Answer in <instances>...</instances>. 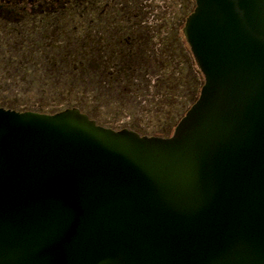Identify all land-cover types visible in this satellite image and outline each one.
I'll return each mask as SVG.
<instances>
[{"label": "water", "instance_id": "1", "mask_svg": "<svg viewBox=\"0 0 264 264\" xmlns=\"http://www.w3.org/2000/svg\"><path fill=\"white\" fill-rule=\"evenodd\" d=\"M195 4L172 135L0 108V264H264V0Z\"/></svg>", "mask_w": 264, "mask_h": 264}, {"label": "trees", "instance_id": "2", "mask_svg": "<svg viewBox=\"0 0 264 264\" xmlns=\"http://www.w3.org/2000/svg\"><path fill=\"white\" fill-rule=\"evenodd\" d=\"M12 1H25L23 12H21V4H16L18 8L11 9L10 12L0 8V17L20 13L19 15L24 14L27 17L56 18L58 43L61 48L56 56L57 65L61 68L59 80L67 82L68 93L87 95L95 104L119 103L124 107L136 104L138 106L148 98L150 99L148 101L154 105L172 107L176 97L172 93L175 88L190 87L191 102L182 105L160 135L148 136L172 135L178 122L198 99L204 77L197 68L182 32L187 17L195 8L194 0H183L185 11L181 16L180 14L176 16L173 4L172 7L168 5V8L159 7V5L155 6L156 2L151 0H48L49 3L42 7L44 10H39L40 13L35 7L32 8L33 2L37 0ZM158 8L159 10L164 8V11L156 13ZM147 11H150V16L155 15V17L160 16L161 12L163 14L162 20L154 18L145 29L148 42L143 46L144 61L141 71L134 77L129 75L128 80H125L123 73L111 74L103 78L101 71L94 66L96 62L93 61L96 60L98 49L102 44L100 20L103 17L127 19L135 14L144 16ZM106 27L103 43L106 42L110 44L109 48L115 49L117 47L115 42L118 39L110 38L115 33L111 29L114 24L109 22ZM115 62L114 58L111 64ZM86 104L83 106L80 103L82 107L79 106V108L83 110ZM91 117L94 118L92 115Z\"/></svg>", "mask_w": 264, "mask_h": 264}, {"label": "flooded vegetation", "instance_id": "3", "mask_svg": "<svg viewBox=\"0 0 264 264\" xmlns=\"http://www.w3.org/2000/svg\"><path fill=\"white\" fill-rule=\"evenodd\" d=\"M33 3L32 8L35 7L39 12V10H44L42 7L49 2L48 0H37ZM16 4H21V12H23L26 5L25 1H0V8L10 12L9 10H14L17 7ZM3 5H8L10 8ZM19 14L14 15L13 13L11 16L0 17V92L2 94H19L33 88L39 90L44 87L56 88V93L58 92L57 88L60 87L63 92H67V82L59 80L61 68L58 67L56 61L58 50H61L58 43L56 18L46 16L27 17L24 14L22 16ZM149 14L150 11H147L144 16L135 14L134 16L130 15L127 19L123 17L112 19L103 17L100 20V40L102 44L98 49L96 60L93 61L96 62L94 66L101 71L103 78L111 76V74L119 75L123 73L125 74V80H128L129 75L134 77L137 72L141 71L144 61L143 46L148 42L145 29L149 27V24L155 18V15L150 16ZM109 22L114 24L111 29L115 31L110 38L118 39L115 42L117 46L115 49L109 48L110 44L103 43L106 37V25ZM114 58L116 62L112 65L111 62ZM15 89L17 90L14 91ZM12 101L19 102L16 97ZM44 103L43 101H37L23 107L8 104L1 105L0 108L41 114H56L68 108H79L78 106H69L61 110L46 111ZM79 109L89 115L91 119H94L90 114L84 112L81 108Z\"/></svg>", "mask_w": 264, "mask_h": 264}, {"label": "rangeland", "instance_id": "4", "mask_svg": "<svg viewBox=\"0 0 264 264\" xmlns=\"http://www.w3.org/2000/svg\"><path fill=\"white\" fill-rule=\"evenodd\" d=\"M4 1V0H0ZM7 1V0H6ZM151 2H156V5L164 6L165 8L172 7L174 8V12L176 16L185 11V5L183 0H151ZM164 11V8L156 11ZM160 16H156L155 19L162 20V13ZM174 14H172L173 16ZM41 89V90H40ZM39 90L36 88L24 91L19 94H2L0 92V106L13 104L14 106L23 107L29 103H35L37 101H43L44 109L46 111H51L54 109H64L69 106H81L80 103L84 106L86 104V108L83 109L84 112L92 115L94 119L98 121L99 124L113 128L115 130L121 129H131L135 130L143 135H160L163 128L167 125L169 121L174 117V115L180 110L182 105L191 102L190 100V87H177L172 92L174 97L173 106H163V105H154L151 103L150 99H144L142 105L137 104L122 106L119 103H105V104H95L93 100L89 99V96L83 94H69L67 92H63V89L58 87L57 93L56 88L49 89L48 87L40 88ZM15 89L14 91H16ZM56 93V94H55ZM191 93V92H190ZM15 97L19 102H15ZM11 99V102H10ZM21 101V102H20ZM83 101V102H82ZM56 107V108H55ZM82 107V106H81Z\"/></svg>", "mask_w": 264, "mask_h": 264}]
</instances>
